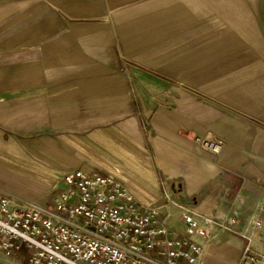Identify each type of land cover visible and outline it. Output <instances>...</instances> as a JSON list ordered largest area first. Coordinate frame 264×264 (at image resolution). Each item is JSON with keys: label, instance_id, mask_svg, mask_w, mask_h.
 I'll return each instance as SVG.
<instances>
[{"label": "crops", "instance_id": "crops-1", "mask_svg": "<svg viewBox=\"0 0 264 264\" xmlns=\"http://www.w3.org/2000/svg\"><path fill=\"white\" fill-rule=\"evenodd\" d=\"M128 1L161 2L133 13L122 9ZM162 3L173 4L178 19L170 23L171 12ZM195 7L188 0H0V194L36 201L69 170L99 171L120 180L140 203L160 207L166 224L180 233L182 209L219 223L234 219L222 235L227 239L222 249L213 243L217 238L203 239L206 250L214 245L208 264H235L238 252L247 249L264 258V106L247 103L256 95L231 97L242 107L235 111L214 110L198 94L180 92L175 108L154 114V79L135 77L130 83L109 56L118 36L114 22L137 16L135 26L121 29L126 56L161 69L193 61L168 51L167 36L184 37ZM207 32L219 38L217 31ZM230 35L247 37H222ZM214 47L212 42L203 52H244L236 45L225 51ZM162 97L170 98L165 92ZM205 132L222 142L218 153L198 145ZM156 143L169 153L172 173L161 163ZM129 145L134 154L124 155L120 148ZM14 181L34 195L13 188ZM255 220L262 226L255 227ZM216 251L226 254L224 261L213 257ZM0 264L28 263L0 251Z\"/></svg>", "mask_w": 264, "mask_h": 264}, {"label": "built area", "instance_id": "built-area-1", "mask_svg": "<svg viewBox=\"0 0 264 264\" xmlns=\"http://www.w3.org/2000/svg\"><path fill=\"white\" fill-rule=\"evenodd\" d=\"M211 148L219 152L220 144ZM181 219L183 233L166 224L160 207L140 203L120 180L77 168L62 176L45 205L0 194V251L28 264H194L203 250L198 238L230 231L235 222L219 223L189 209ZM262 260L248 249L241 257L244 264Z\"/></svg>", "mask_w": 264, "mask_h": 264}, {"label": "rangeland", "instance_id": "rangeland-1", "mask_svg": "<svg viewBox=\"0 0 264 264\" xmlns=\"http://www.w3.org/2000/svg\"><path fill=\"white\" fill-rule=\"evenodd\" d=\"M188 1H195L197 4V7L194 9L192 8L194 20H191V22H188V24L183 27L186 29L183 38L180 39L178 37L174 38L172 36H167V41L170 42L167 50L171 53H179L180 55H190L194 57L195 61L193 59V61L180 63L178 68L169 67L161 69L160 67L137 62L126 56L123 40L120 36L121 29L135 26L134 24L138 23V17L136 16L131 20L114 22V33L118 36L113 38V53L112 55L109 54V56L113 57L119 69L121 68L120 70L123 72L124 79H128L130 83H132L131 78L135 77H149L154 79L155 84L157 85L155 91V106L152 109L154 114L157 111L172 110L175 108V99L180 92L198 94L202 97L201 101L203 102V105L214 110H241L242 107L236 105L234 101L230 100V98H245L250 95H256V98H254L252 102L249 101L247 103L264 106V0ZM153 2L161 1H128L129 5L123 6L122 9L129 10L133 13L137 10L141 12L144 8V4ZM160 5H163L168 12H171L170 23L173 19H178L177 13L173 12L175 9L173 4L171 6L169 4L164 5V3ZM175 14L177 15L176 17ZM138 16H147V18H150L154 16V14L151 13L145 15L140 13ZM195 17L197 19H195ZM210 30H213L214 33L217 31V36L219 38L216 36L212 38L206 36L208 33L207 31ZM170 33L172 34L173 32L169 30L167 34ZM236 33H244L247 37H234L231 35L222 37L229 34L234 35ZM179 41L181 43H179ZM212 42L216 45V48L214 47V49L220 51L231 49L229 47L236 45L235 49H241V51L243 50L244 52H221L217 54L203 52V50L208 48V45ZM259 45L262 47H259ZM255 49H260L261 51H254ZM179 50H181V52H179ZM197 50L202 52L193 53V51ZM109 56L108 59H110ZM234 60L236 62H234ZM166 85H170L168 86L169 89L168 87L165 89ZM163 91L169 95L170 98H163ZM246 101H244V104H246ZM133 105L134 107L138 106L140 112V125L146 130V118L141 114L140 103L133 98ZM252 120L257 124H260L258 117H255ZM262 121L264 122V120ZM212 138L213 136L210 132H205L202 134V137L197 138V143L206 151L218 153L213 151L208 145L209 140L218 142V140ZM219 143L221 149L222 142L219 141ZM156 145L160 157V144L156 143ZM166 156H168L167 161L168 164H170L169 153H166ZM10 185L18 191L34 195L33 191H31L32 189L27 187L22 181H14L11 182ZM58 186L59 183L53 181L38 200H22L31 204L45 205L50 202L51 197L55 194ZM19 200H21V198H19ZM191 201H193V199ZM181 204L185 206L184 202ZM182 211L184 210L182 209ZM225 232L226 231L224 230L216 229L211 235L212 238H217L216 240L212 239L217 249H222L227 241V239L222 238V235H225ZM213 246H208V249H205V252L210 253L211 247ZM244 251L245 250L238 252L235 264H244V261H241ZM250 252L260 255L259 252ZM213 257L218 261H224L226 254L223 252L218 253L216 251L213 254ZM260 257L262 256L260 255ZM253 264H264V258L261 262Z\"/></svg>", "mask_w": 264, "mask_h": 264}, {"label": "bare ground", "instance_id": "bare-ground-1", "mask_svg": "<svg viewBox=\"0 0 264 264\" xmlns=\"http://www.w3.org/2000/svg\"><path fill=\"white\" fill-rule=\"evenodd\" d=\"M185 7V6H184ZM163 8V7H162ZM188 8V7H187ZM158 10V9H157ZM182 10V9H181ZM184 10H185V8H184ZM179 11V10H178ZM177 11V12H178ZM186 11L188 12V10H185V12L184 13H186ZM191 14V13H190ZM188 15V14H187ZM155 16V15H154ZM161 16V15H160ZM157 17H158V15H157ZM156 17V18H157ZM190 17V16H189ZM159 18V17H158ZM188 18V17H187ZM145 19V18H144ZM184 19V18H183ZM182 19V20H183ZM131 20V19H130ZM157 20V19H156ZM155 20V21H156ZM190 21V20H189ZM180 22V21H179ZM176 23V22H175ZM178 23V22H177ZM151 24V23H150ZM188 24V23H187ZM135 25V24H134ZM138 25V24H137ZM136 25V26H137ZM183 25V24H182ZM167 26V25H166ZM138 27V26H137ZM151 27V26H150ZM161 28V27H160ZM131 29V28H130ZM130 29H129V31H130ZM138 29V28H137ZM153 29H155V28H153ZM143 30V29H142ZM122 31V30H121ZM150 31V30H149ZM146 32V31H145ZM123 33V32H122ZM128 33V32H127ZM126 33V34H127ZM130 33V32H129ZM142 34V33H141ZM123 35V34H122ZM138 35V34H137ZM131 37V36H130ZM216 141H214V140H209V147H211V145L213 144V143H215ZM217 144H220L219 143V141L218 142H216ZM55 145V144H54ZM129 147H132V146H127V147H123V148H120V150L122 151V153L124 154V155H126L127 153H131V154H134L133 153V150H132V148H129ZM159 147H160V161H161V163L165 166V168L170 172V173H172V170H173V167H171L169 164H168V161H167V158H168V156H166V153H168L167 151L166 152H164V150H162L161 149V145H159ZM118 148V147H117ZM129 148V149H128ZM66 156V155H65ZM99 159V158H98ZM208 159V158H207ZM166 161V162H165ZM200 164V163H199ZM29 204H31V203H29ZM31 205H36V204H31ZM185 211V210H184ZM184 211H182V212H184ZM181 212V213H182ZM198 240L203 244V238H198ZM205 251V244L203 245V250L201 251V253H200V255H199V257H198V259L196 260V262L194 263V264H208V261H207V253L206 252H204Z\"/></svg>", "mask_w": 264, "mask_h": 264}]
</instances>
